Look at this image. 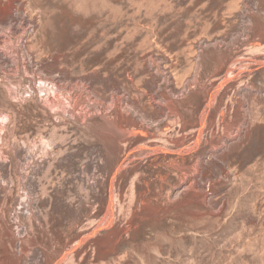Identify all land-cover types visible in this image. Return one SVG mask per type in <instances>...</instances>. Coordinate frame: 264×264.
Listing matches in <instances>:
<instances>
[{"label": "rangeland", "instance_id": "374dc122", "mask_svg": "<svg viewBox=\"0 0 264 264\" xmlns=\"http://www.w3.org/2000/svg\"><path fill=\"white\" fill-rule=\"evenodd\" d=\"M0 264H264V0H0Z\"/></svg>", "mask_w": 264, "mask_h": 264}, {"label": "bare ground", "instance_id": "6f19581e", "mask_svg": "<svg viewBox=\"0 0 264 264\" xmlns=\"http://www.w3.org/2000/svg\"><path fill=\"white\" fill-rule=\"evenodd\" d=\"M155 46V45H154ZM126 74V73H125Z\"/></svg>", "mask_w": 264, "mask_h": 264}]
</instances>
